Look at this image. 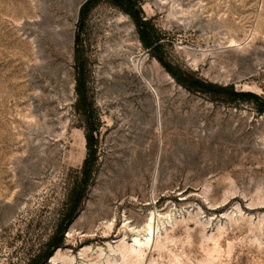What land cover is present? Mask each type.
<instances>
[{
    "label": "rangeland",
    "instance_id": "rangeland-1",
    "mask_svg": "<svg viewBox=\"0 0 264 264\" xmlns=\"http://www.w3.org/2000/svg\"><path fill=\"white\" fill-rule=\"evenodd\" d=\"M86 1L0 0V264H264V0Z\"/></svg>",
    "mask_w": 264,
    "mask_h": 264
},
{
    "label": "trees",
    "instance_id": "trees-1",
    "mask_svg": "<svg viewBox=\"0 0 264 264\" xmlns=\"http://www.w3.org/2000/svg\"><path fill=\"white\" fill-rule=\"evenodd\" d=\"M97 1L98 0H88L80 6L79 16L81 19H83L89 12L90 5ZM113 2L115 5L120 7L123 11H125L127 14H129L133 18L136 28H137V33L139 35L140 41L143 43L145 47H150L154 40L153 37H154L155 30L153 26L150 25V23L146 21H142V19L138 16V14L140 13V10H138L137 12H133V8H135V6L140 4V0H115ZM194 82H195L194 84H196L197 86H205L204 83H201L198 79H196ZM77 92L80 93L79 89H77ZM244 96H253V95L246 94ZM94 145H95V141L93 139L92 134H87L86 135V147L88 150L89 157L92 156L94 153ZM87 166H88V160H85L84 168L86 169ZM63 242H64V236L62 233L60 237L55 236L51 239V247L53 249H56L60 247L63 244ZM51 256H52L51 254L48 255L49 258Z\"/></svg>",
    "mask_w": 264,
    "mask_h": 264
},
{
    "label": "bare ground",
    "instance_id": "bare-ground-1",
    "mask_svg": "<svg viewBox=\"0 0 264 264\" xmlns=\"http://www.w3.org/2000/svg\"><path fill=\"white\" fill-rule=\"evenodd\" d=\"M237 46V45H236ZM169 75V74H168ZM167 76V75H166ZM154 91V90H153ZM155 93V92H154ZM155 98H156V96H154ZM158 98V97H157ZM157 103V102H156ZM158 105V104H157ZM149 220V219H148ZM139 229V228H138ZM132 230V229H131ZM159 230V229H158ZM135 231H138V230H135ZM145 231H146V234L144 235V238H142L141 239V237L139 238V237H134V239H133V241L130 243L131 245H125L124 246V248H123V250H121L122 248H121V246L119 247V248H121L120 250L122 251V256H123V259L124 258H128L129 259V257H135V258H140V257H142L143 255H144V252H146L145 251V249L146 248H148L153 242H154V238H156L155 237V232H156V230L152 227V225L150 224V221H148L147 223H146V229H145ZM143 233V232H142ZM138 235V234H137ZM133 236H135V235H133ZM159 237H157L156 239H158ZM156 239H155V241H156ZM121 241V240H120ZM122 243L124 242L123 240L121 241ZM119 243L118 245H120V244H122V243ZM123 245H124V243H123ZM161 245V244H160ZM155 246V245H154ZM158 246V245H157ZM150 248V247H149ZM157 248V247H156ZM110 249V248H109ZM115 249H116V247H115ZM158 250V249H157ZM116 252V251H115ZM119 253H120V251H119ZM61 254V253H60ZM60 254H58V255H60ZM57 255V256H58ZM110 255V254H109ZM108 255V256H109ZM112 255V254H111ZM115 255V254H114ZM62 256V255H61ZM63 257V256H62ZM59 258V257H58ZM57 258V259H58ZM61 258V257H60ZM105 258V257H104ZM107 258V257H106ZM109 258H111V257H109ZM112 258H113V256H112ZM111 258V259H112ZM62 259V258H61ZM64 259H66V258H64ZM120 259V258H119ZM63 260V259H62ZM110 260V259H109ZM126 260V259H125ZM125 260H124V262H125ZM130 260V259H129ZM128 260V261H129ZM132 260V259H131ZM58 261H60V260H58ZM67 261V260H66ZM117 261V260H116ZM61 262V261H60ZM65 262V261H64ZM92 262H95V261H92ZM100 262V261H99ZM106 262H107V260H106ZM105 262V263H106ZM118 262V261H117ZM130 262V261H129ZM137 262H139V261H137ZM90 263V262H89ZM101 263V262H100ZM109 263H112L111 261L109 262ZM116 263V262H115ZM119 263V262H118ZM66 264V263H65ZM88 264V263H87ZM93 264V263H92ZM124 264V263H123Z\"/></svg>",
    "mask_w": 264,
    "mask_h": 264
}]
</instances>
